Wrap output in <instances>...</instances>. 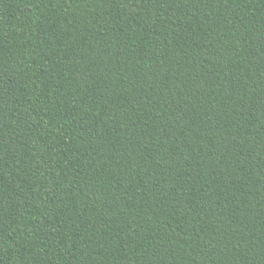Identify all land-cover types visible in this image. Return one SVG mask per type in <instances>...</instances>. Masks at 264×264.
Segmentation results:
<instances>
[{"label": "trees", "instance_id": "trees-1", "mask_svg": "<svg viewBox=\"0 0 264 264\" xmlns=\"http://www.w3.org/2000/svg\"><path fill=\"white\" fill-rule=\"evenodd\" d=\"M0 264H264V0H0Z\"/></svg>", "mask_w": 264, "mask_h": 264}]
</instances>
